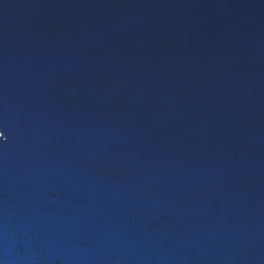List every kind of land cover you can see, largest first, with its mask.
I'll use <instances>...</instances> for the list:
<instances>
[{
    "label": "water",
    "instance_id": "obj_1",
    "mask_svg": "<svg viewBox=\"0 0 264 264\" xmlns=\"http://www.w3.org/2000/svg\"><path fill=\"white\" fill-rule=\"evenodd\" d=\"M0 264H264V0H0Z\"/></svg>",
    "mask_w": 264,
    "mask_h": 264
}]
</instances>
